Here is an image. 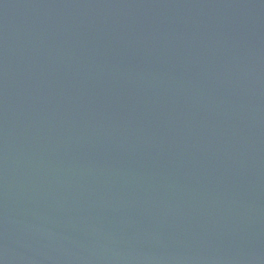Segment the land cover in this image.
I'll return each instance as SVG.
<instances>
[{
  "label": "water",
  "instance_id": "water-1",
  "mask_svg": "<svg viewBox=\"0 0 264 264\" xmlns=\"http://www.w3.org/2000/svg\"><path fill=\"white\" fill-rule=\"evenodd\" d=\"M0 264H264V0H0Z\"/></svg>",
  "mask_w": 264,
  "mask_h": 264
}]
</instances>
